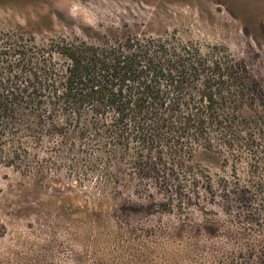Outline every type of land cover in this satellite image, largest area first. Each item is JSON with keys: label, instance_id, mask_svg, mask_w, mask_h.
<instances>
[{"label": "rangeland", "instance_id": "rangeland-1", "mask_svg": "<svg viewBox=\"0 0 264 264\" xmlns=\"http://www.w3.org/2000/svg\"><path fill=\"white\" fill-rule=\"evenodd\" d=\"M10 36L217 44L246 67L264 112V0H0V38ZM60 144L45 139L34 155L51 158ZM55 158L0 166V264H264V186L247 198L226 192L245 188L247 165L239 177L218 151L186 148L180 158L199 176L185 179L181 195L160 160L133 176L72 166L65 152Z\"/></svg>", "mask_w": 264, "mask_h": 264}, {"label": "trees", "instance_id": "trees-1", "mask_svg": "<svg viewBox=\"0 0 264 264\" xmlns=\"http://www.w3.org/2000/svg\"><path fill=\"white\" fill-rule=\"evenodd\" d=\"M252 82L222 46L205 50L177 36L100 44L0 38V166L55 164L65 152L72 166L106 165L125 175L127 168L134 176L160 160L179 190L199 176L181 152L201 146L232 160L239 177V165H247L245 188L226 190L247 198L264 186V112ZM50 138L61 142L51 158L36 157Z\"/></svg>", "mask_w": 264, "mask_h": 264}]
</instances>
